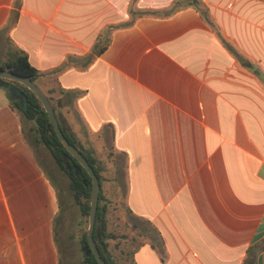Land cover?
<instances>
[{"label": "crops", "instance_id": "1", "mask_svg": "<svg viewBox=\"0 0 264 264\" xmlns=\"http://www.w3.org/2000/svg\"><path fill=\"white\" fill-rule=\"evenodd\" d=\"M189 2L0 0V32L118 155L133 264H264V0ZM60 209L0 90V264H61Z\"/></svg>", "mask_w": 264, "mask_h": 264}, {"label": "rangeland", "instance_id": "2", "mask_svg": "<svg viewBox=\"0 0 264 264\" xmlns=\"http://www.w3.org/2000/svg\"><path fill=\"white\" fill-rule=\"evenodd\" d=\"M14 50L15 48L11 46L10 41L5 36V32H0V63L7 61ZM36 83L50 97V102L56 108V113L65 129L72 132L81 148L104 163L105 169L101 171L102 198L100 203L105 206L106 230L114 235V237L108 238V250L117 264H133L132 250L140 240L149 234V226L132 219L127 212L123 196L122 176L120 175L119 185L113 178V166L118 155L115 154L109 158L107 155L110 149L109 142L102 141L87 131L76 111L66 104L64 96L61 98V103L65 105L58 107L56 100L60 94L54 75H43L37 79ZM0 90L8 94L4 85H0ZM21 117L29 141L59 193L61 209L59 210L56 234L61 264H84L83 253L85 249L83 248L82 234L87 232L88 216L81 214L79 204L69 186L68 176L55 162L45 145L36 141L34 123L23 116ZM118 161L121 163L122 159L118 158ZM132 225L136 226V229H133ZM142 229H144L145 234L140 233Z\"/></svg>", "mask_w": 264, "mask_h": 264}, {"label": "trees", "instance_id": "3", "mask_svg": "<svg viewBox=\"0 0 264 264\" xmlns=\"http://www.w3.org/2000/svg\"><path fill=\"white\" fill-rule=\"evenodd\" d=\"M189 1V3L195 5L199 9L200 14L206 19V10L198 7L197 0ZM16 17L17 12L15 11L11 15L7 27L12 24ZM210 24L212 25V23ZM103 49L104 46H99L95 49L94 53L98 54ZM237 57L241 61L242 65H245L248 68L253 67L252 64L249 61L245 60L243 57L239 55H237ZM0 69H7L16 74L27 76L31 81L35 83L39 77L44 75V72L37 70L30 64L27 54L21 50H15L14 52H12L11 57L7 61L0 63ZM254 71L257 75L260 74L259 70L255 67ZM3 83L8 91L7 95L9 98V106L17 112L20 117L21 123L23 122L21 116L34 123L36 141H40L45 145V147L53 156L55 162L68 176L69 186L73 191V195L76 201L79 204L81 214L88 216L90 194L92 188L91 178L88 172L78 162V160L74 156H72L62 145L52 125L50 124L47 113L44 110L42 103L38 99V97L27 86L20 83L19 81L3 79ZM59 91L60 93H64L69 100L79 93L78 91L63 89H59ZM53 110L59 121L63 134L71 144L75 145L82 152L98 178L100 188L95 214V224L93 228V239L101 257L105 260V262L107 264H117L108 250V238H112L114 237V235L107 232L106 230V219L104 218L105 206L100 203V200L102 198L101 171L105 169L104 163L102 162V160L95 158L90 152H85L80 148L74 135L65 129L63 123L61 122V119L56 113L54 106ZM86 234L87 232H84L82 234V243L83 248L85 249L83 253L84 264H99L93 253H86V251L89 249Z\"/></svg>", "mask_w": 264, "mask_h": 264}, {"label": "water", "instance_id": "4", "mask_svg": "<svg viewBox=\"0 0 264 264\" xmlns=\"http://www.w3.org/2000/svg\"><path fill=\"white\" fill-rule=\"evenodd\" d=\"M3 79H11V80L19 81L20 83L27 86L38 97V99L42 103L44 110L47 113L49 122L52 125L55 133L57 134L60 142L66 148V150L72 156H74L88 172L91 178L92 188L90 194V203H89V211H88V228L86 234L89 249L86 251V253H90V252L93 253L99 264H107L105 260L101 257L97 249V246L95 244V241L93 239V228L95 224V214L97 209L98 195L100 188L96 174L94 173L92 167L89 165L87 159L82 154V152L75 145L71 144L63 134L59 121L55 115L52 104L50 102V99L42 91V89L35 82L31 81L27 76L16 74L7 69H0V85H4Z\"/></svg>", "mask_w": 264, "mask_h": 264}]
</instances>
